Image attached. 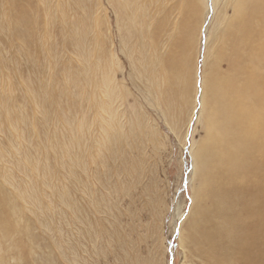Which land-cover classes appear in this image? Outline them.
Wrapping results in <instances>:
<instances>
[{"label":"rangeland","instance_id":"374dc122","mask_svg":"<svg viewBox=\"0 0 264 264\" xmlns=\"http://www.w3.org/2000/svg\"><path fill=\"white\" fill-rule=\"evenodd\" d=\"M236 1L218 3L206 69L198 20L184 53L193 85L184 107L169 109L168 85L148 72L173 49L178 0H135L131 32L117 0L19 1L33 21L30 40L19 35L18 1L0 0V264H209L188 240L202 185L195 155L208 135L200 83L213 65L228 69L217 54ZM97 50L110 68L122 153L87 155L88 169L73 176L66 152L83 136L81 55ZM203 101H212L208 90Z\"/></svg>","mask_w":264,"mask_h":264},{"label":"bare ground","instance_id":"6f19581e","mask_svg":"<svg viewBox=\"0 0 264 264\" xmlns=\"http://www.w3.org/2000/svg\"><path fill=\"white\" fill-rule=\"evenodd\" d=\"M40 1L44 5L42 8L50 6L49 0L48 6L45 0ZM117 1L127 30L131 32L137 24L135 14L139 6L135 0ZM219 1L178 0L183 19L173 39V49L167 58L157 61V68L153 69L156 71L148 72L155 84L163 81L168 85L169 94L162 101L169 109L186 104L188 85L192 84L189 80L192 70L190 73L188 69L192 58L184 53L193 45L191 34H194L199 19V29L206 36L202 55L206 69L210 27ZM19 5L20 15L16 23L21 29L19 35L30 40L29 29L33 21L29 20L23 5ZM235 13L236 17L229 21L221 36L217 54L219 60L227 62L228 69L220 75L213 65L209 75L205 70L200 83L201 112L208 108V135L195 155L194 172L196 177L200 175L202 185L196 195L193 193V202L198 203L199 209L190 224L188 240L195 243L197 251L207 258L209 264H264V0H237ZM80 39L83 34L79 42ZM105 59L100 50L81 55L83 136L77 143H72L75 153H70L72 148L66 152L73 176L76 169H88L87 155L95 161L94 158L105 150L111 159L122 153L124 136L115 121L116 95ZM205 90L212 94V101L208 104L203 101ZM92 127L96 136L88 143L86 136L94 134ZM191 152L194 154V150ZM80 181L83 185L86 183ZM206 201L211 204L208 209L201 206Z\"/></svg>","mask_w":264,"mask_h":264},{"label":"water","instance_id":"95a60500","mask_svg":"<svg viewBox=\"0 0 264 264\" xmlns=\"http://www.w3.org/2000/svg\"><path fill=\"white\" fill-rule=\"evenodd\" d=\"M171 257H173L172 254H171ZM171 264H172V263H171Z\"/></svg>","mask_w":264,"mask_h":264}]
</instances>
